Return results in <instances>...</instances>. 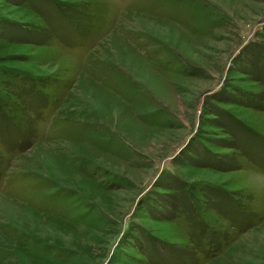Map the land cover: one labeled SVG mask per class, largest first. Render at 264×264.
<instances>
[{
  "label": "rangeland",
  "instance_id": "374dc122",
  "mask_svg": "<svg viewBox=\"0 0 264 264\" xmlns=\"http://www.w3.org/2000/svg\"><path fill=\"white\" fill-rule=\"evenodd\" d=\"M0 264H264V0H0Z\"/></svg>",
  "mask_w": 264,
  "mask_h": 264
}]
</instances>
